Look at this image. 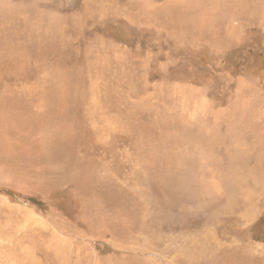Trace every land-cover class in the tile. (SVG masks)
Segmentation results:
<instances>
[{
	"label": "rangeland",
	"instance_id": "1",
	"mask_svg": "<svg viewBox=\"0 0 264 264\" xmlns=\"http://www.w3.org/2000/svg\"><path fill=\"white\" fill-rule=\"evenodd\" d=\"M0 264H264V0L7 1Z\"/></svg>",
	"mask_w": 264,
	"mask_h": 264
},
{
	"label": "bare ground",
	"instance_id": "2",
	"mask_svg": "<svg viewBox=\"0 0 264 264\" xmlns=\"http://www.w3.org/2000/svg\"><path fill=\"white\" fill-rule=\"evenodd\" d=\"M7 1H9V0H0V9L3 7V5L7 2ZM17 8V7H16ZM17 13V12H16ZM35 15V14H34ZM37 17V16H36ZM35 18V17H34ZM37 21V20H36ZM23 27V26H22ZM21 33H23V32H21ZM25 33V32H24ZM23 36V35H22ZM27 38V37H26ZM29 38V37H28ZM201 153V152H200ZM205 153V152H204ZM234 157V156H233ZM235 159H236V157H235ZM237 160V159H236ZM232 161V160H231ZM217 162V161H216ZM238 167V166H237ZM221 169H224V168H222V167H220ZM235 170V169H234ZM232 173L234 174V171L232 170ZM223 173L221 172V174L220 175H222ZM225 174V173H224ZM230 174H231V172H230ZM20 175V174H19ZM223 176V175H222ZM226 176V175H225ZM231 176V175H230ZM234 176V175H233ZM236 176V175H235ZM226 178V177H225ZM231 179V178H230ZM232 180V179H231ZM191 187V186H190ZM188 191L191 193V191L189 190V188H188ZM184 194H185V192H184ZM194 194V193H193ZM187 196V195H186Z\"/></svg>",
	"mask_w": 264,
	"mask_h": 264
}]
</instances>
